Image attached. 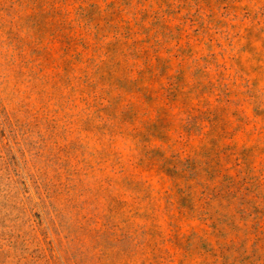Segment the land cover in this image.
Segmentation results:
<instances>
[{
  "label": "rangeland",
  "instance_id": "rangeland-1",
  "mask_svg": "<svg viewBox=\"0 0 264 264\" xmlns=\"http://www.w3.org/2000/svg\"><path fill=\"white\" fill-rule=\"evenodd\" d=\"M0 264H264V0H0Z\"/></svg>",
  "mask_w": 264,
  "mask_h": 264
}]
</instances>
